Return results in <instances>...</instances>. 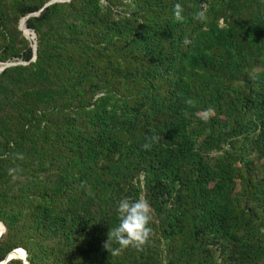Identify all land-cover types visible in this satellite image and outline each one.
I'll list each match as a JSON object with an SVG mask.
<instances>
[{"label":"trees","instance_id":"16d2710c","mask_svg":"<svg viewBox=\"0 0 264 264\" xmlns=\"http://www.w3.org/2000/svg\"><path fill=\"white\" fill-rule=\"evenodd\" d=\"M49 1L0 0V261L264 264V0ZM139 196L150 243L111 257Z\"/></svg>","mask_w":264,"mask_h":264},{"label":"clouds","instance_id":"9594fccd","mask_svg":"<svg viewBox=\"0 0 264 264\" xmlns=\"http://www.w3.org/2000/svg\"><path fill=\"white\" fill-rule=\"evenodd\" d=\"M181 13V6L175 5L174 16L178 21L183 20ZM195 19L203 21L205 19L204 12H197ZM187 103L191 104L192 101L189 100ZM17 158L22 159V156L17 154ZM17 171L16 168L9 169V175L16 179ZM84 186H86V182L82 184V187ZM88 194L91 195L90 190ZM116 212L118 222L107 233L108 239L104 243V248L110 252L111 257L119 256L128 249L143 252L153 235L151 224L154 216L149 202L143 196L138 198L123 197L117 201Z\"/></svg>","mask_w":264,"mask_h":264},{"label":"water","instance_id":"95a60500","mask_svg":"<svg viewBox=\"0 0 264 264\" xmlns=\"http://www.w3.org/2000/svg\"><path fill=\"white\" fill-rule=\"evenodd\" d=\"M55 1H58V0H51L49 1L45 6L55 2ZM26 20V18L22 19L21 22H20V29L23 31L24 35L29 39V36L25 33V30L23 29L22 27V23ZM28 29V28H27ZM29 30V29H28ZM36 36L35 32L33 31L32 32V37ZM32 47H33V58L32 60H36L37 58V40L32 44ZM18 63H22V62H16V63H13V62H9V63H5V64H2L0 65V71L4 70L6 67L8 66H11V65H14V64H18ZM1 225H2V230H0V238L2 236V234L4 233L5 231V225L3 224L2 221H0ZM27 258V251L23 248H17V249H14L13 251H11L7 256L6 258H4L3 261H0V264H6L7 262H9L10 260L12 259H22L24 264H31Z\"/></svg>","mask_w":264,"mask_h":264},{"label":"bare ground","instance_id":"6f19581e","mask_svg":"<svg viewBox=\"0 0 264 264\" xmlns=\"http://www.w3.org/2000/svg\"><path fill=\"white\" fill-rule=\"evenodd\" d=\"M22 27H23V29L25 30V33H26L28 36H31V35H29V31H30V30L27 29V27H26V25H25V21L22 23ZM0 230H2V225H1V223H0Z\"/></svg>","mask_w":264,"mask_h":264},{"label":"rangeland","instance_id":"374dc122","mask_svg":"<svg viewBox=\"0 0 264 264\" xmlns=\"http://www.w3.org/2000/svg\"><path fill=\"white\" fill-rule=\"evenodd\" d=\"M32 32H33L32 30L29 31V35H31V36H29V40H31V42L33 44L36 41V36L32 37Z\"/></svg>","mask_w":264,"mask_h":264}]
</instances>
